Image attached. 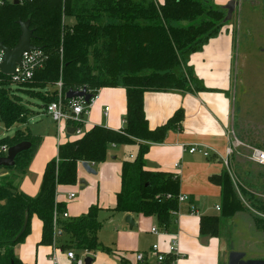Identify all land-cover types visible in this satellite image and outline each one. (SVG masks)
Returning a JSON list of instances; mask_svg holds the SVG:
<instances>
[{"label":"trees","instance_id":"obj_1","mask_svg":"<svg viewBox=\"0 0 264 264\" xmlns=\"http://www.w3.org/2000/svg\"><path fill=\"white\" fill-rule=\"evenodd\" d=\"M225 17L226 10L213 0H20L0 6V42L13 47L20 35L19 22L28 20L31 43L47 56L29 81L17 85L38 90L33 92L45 107L57 100V93L55 88L49 98L44 90L55 87L58 81L63 92L85 87L91 95L100 88L121 87L125 89L126 106L122 128L94 125L59 144L57 156L45 164L39 191L33 197L19 191L15 183L33 156L31 132L16 129L0 138V148L31 142L29 149L15 157L13 166L4 167L13 173L0 185V264H21L13 248L29 233L32 215L42 222L40 244L55 241L63 250L112 252L98 241L102 227L98 206H89L79 216L58 218L56 224L53 216L55 211L65 210V205L55 200L57 186L75 184L78 163H103L114 145L137 144L138 148L134 156L122 161L120 190L110 210L155 216L160 229L170 230L180 211L179 179L171 172L146 167L145 154L151 143L163 142L169 130L182 127L183 110L177 109L164 124L151 129L143 95L147 91L208 90L200 85L188 58L219 33ZM11 85V76L0 72V123L6 128L25 124L30 113ZM67 101L63 97V102ZM210 180L220 186V210L218 214L200 215L199 230L202 235L218 237L222 226L245 209L237 189L245 190L227 168ZM25 218V231L15 240ZM173 260L174 256L167 254L162 264H174ZM119 262L129 264L121 256Z\"/></svg>","mask_w":264,"mask_h":264},{"label":"crops","instance_id":"obj_2","mask_svg":"<svg viewBox=\"0 0 264 264\" xmlns=\"http://www.w3.org/2000/svg\"><path fill=\"white\" fill-rule=\"evenodd\" d=\"M156 1L163 2V0ZM227 1L229 0H213L218 6H222ZM249 48L239 50V46L237 48L235 45L231 28L225 25L215 37L210 38L200 50L192 53L188 58V65L193 69L195 77L200 85L208 90L192 93L182 90L144 93L143 108L151 129L164 124L177 109L183 110L182 127L169 130L163 142L151 143L145 159L156 165L146 167L175 174L179 179V194L187 195L188 199L180 203V211L170 230L165 233L153 234L151 232V228L158 224L155 216L128 213L136 222L135 226L130 227L125 222V216L128 214L122 213L125 223H122L123 226L119 233L128 241L117 240L115 246H107L112 252L107 254L101 251L99 255L103 257L102 260H98L100 264L109 259L107 257L110 255L116 258V262L120 261L121 256L127 259L129 264H139L135 261L133 253H148L151 247L145 250L140 247L136 248L141 240L140 224L145 221L151 224L150 233L159 235L156 241L160 243L162 251H169L174 242L177 251L174 264H220L222 238L202 235L199 230L200 215L219 213L215 206H220V186L213 183L210 177L227 168L225 165L227 159L233 177L243 190L246 189V186L241 185L240 182L243 178L251 179L255 185L264 184V175L261 173L264 171V166L251 160L248 161L244 156L250 147L264 148V94L261 81L263 66L258 60L248 61L251 55ZM262 52H264L262 48L258 50V53ZM252 72L255 77H251ZM107 88L110 89H104L102 97H100L101 89L97 90L96 97L91 104L98 109L99 114L102 113V116L93 119L89 115L90 111L87 110L83 125L84 131L94 125H103L114 130L124 126L125 89ZM105 106L109 108L106 114H104ZM26 123L16 129L28 128L31 132ZM68 127H70L69 124L63 122L61 131L58 132L54 123L52 127L54 132L51 133L48 128L42 137L32 135L35 139L33 156L24 174L20 178H15L19 191L30 197L37 195L45 164L57 156L58 145L78 137L74 132L69 133ZM236 141L240 144L235 145ZM194 145L197 150L189 152L188 149ZM229 147H233L234 151L228 156ZM137 148V144L110 146L107 159L103 163L91 164L95 169V174L86 172L81 162L78 163L77 182L73 185H58L55 195L56 202L65 205L69 218L86 213L91 205H96L99 209L110 210L104 201L110 203L112 200L113 206L115 205L116 194L120 190L122 161L134 156ZM203 149L209 151V156H203ZM121 154L122 160L114 162ZM250 165H252L251 168H249ZM7 174L11 175L10 171H0V175ZM110 175L115 177L114 182L116 181L115 187L107 190L110 196H104V193L102 196L100 192L96 197L87 195L86 186L93 184V176H99L101 181L102 179L108 181ZM81 179L85 181V184L79 183ZM78 183L80 184L78 199L73 198L67 202V193L73 192L72 190L77 188ZM190 206L194 208L195 213L189 212ZM238 213L241 212H236L231 218L234 224L239 216ZM158 228L160 229L159 226ZM41 230L42 222L34 215L30 221L29 233L13 248L14 255L21 264H51L49 259L51 253L48 256L49 260L47 259V253H49L47 248L51 250V246L39 243ZM205 236L207 238L204 239ZM58 252L56 251V255L62 262L63 255H59ZM96 252L97 250L91 252L95 258ZM147 262L155 264V259L148 256Z\"/></svg>","mask_w":264,"mask_h":264},{"label":"rangeland","instance_id":"obj_3","mask_svg":"<svg viewBox=\"0 0 264 264\" xmlns=\"http://www.w3.org/2000/svg\"><path fill=\"white\" fill-rule=\"evenodd\" d=\"M229 1L224 3L222 5V8L225 9V6L229 4ZM236 2L237 5L235 6L232 17L229 20H226L223 26L227 25L231 28L234 34L235 45L237 46V48L239 46V50L248 49V47H250L249 51L251 55L248 61H260L261 65L263 66L261 81L264 94V52L258 53V50L260 51L261 48L264 50V0H236ZM66 21L71 22V20L68 19H66ZM253 54L255 55L253 56ZM253 73L254 72H252L251 77H255ZM19 86L20 85L12 84L11 90L15 93L16 97L20 99V102L30 110L26 124L29 126L32 135L34 137H42L45 134V130L48 128L50 129L51 133L54 132V130H52V127H54V122L46 113L44 102L33 92L38 90L34 89L33 87L24 88L22 86ZM100 89V97H102L103 93L105 92L104 89L110 88ZM54 91V86H47V88L44 90V94L50 98L51 95L54 94ZM55 92L57 93V90ZM87 110L90 111L89 115H91L93 119L99 118L100 115L102 116V113L99 114V111L95 106H91ZM87 113L83 115L82 120L86 118ZM84 123L85 121L83 122V125ZM20 127L21 124H15L12 127L6 128L2 123H0V138L6 135L13 134L14 130ZM263 149L264 148L262 147L261 150ZM128 152L126 151V156L128 155ZM249 153L250 148L244 154L245 158L248 161ZM121 156L122 154L118 158H116L114 162H120L122 160ZM251 166L252 165H250L249 168H251ZM2 169H0V171H10V173H13V171L9 169ZM14 172L16 174L18 173L17 171ZM263 172L261 173L264 175ZM114 178L115 177L110 175L108 181H105L103 179L101 181L99 176H93V184H88V186H86V191L88 192L87 195H93V197H96L98 192H100L102 193V196L103 193L104 196H110V193L107 190H112L113 187H115L116 181L114 182ZM240 182L241 185L246 186L245 193L239 192V190L237 191V194L242 201L245 209L241 210V213H238L239 216L237 215L238 218L234 221L235 224L231 220L230 224L225 223L221 228L220 237L222 238V250L220 256V264H227L228 253L231 250L243 251L245 253V258L247 259H264V184L255 185V182L247 178L240 179ZM77 185V188H74L72 190L76 196L74 197V199H78L79 197L80 184L78 183ZM104 189L105 191L103 192ZM66 199L67 202L71 201L68 198ZM104 202L108 204V208L111 209L113 207L112 200L110 201V203H108L109 201ZM33 216L34 215H32V217ZM98 219L102 223V227L98 231L97 236L98 241L103 246H115L117 240L128 241L127 238H123L119 233L123 226L122 223H125L121 212L102 208L98 212ZM154 226L158 227L159 225L155 224ZM150 227L151 224H149L148 221L140 224L141 240L140 245H137L136 247L137 249H139L140 247L144 248L143 250H145V248H149L152 244H157L161 249L160 243L156 241V237H158L159 235H152L150 233ZM60 249L63 250V248L61 247ZM47 251L49 252L47 253L48 259L49 254L52 253V249L50 250L49 248H47ZM100 252V250H97L96 258L94 259L92 264H100V261L98 260H102L103 257L99 255L101 254ZM58 254L60 255L62 254V252L59 250ZM107 258L106 259L108 260V262L107 260H105L102 264H120V262H116V258L112 255L108 256Z\"/></svg>","mask_w":264,"mask_h":264},{"label":"built area","instance_id":"obj_4","mask_svg":"<svg viewBox=\"0 0 264 264\" xmlns=\"http://www.w3.org/2000/svg\"><path fill=\"white\" fill-rule=\"evenodd\" d=\"M20 1V0H18ZM13 3V0H0V6L5 3ZM47 56L41 51V50H30L27 52H24L22 55V60L20 64L16 65L15 72L10 75L11 76V82L12 84H21L29 81L33 77V73L36 69L40 68L43 65V62L45 61ZM2 58V51H0V61ZM55 88L57 90V100L52 101L46 106V113L51 117L53 122L56 125L57 131H61V124L63 122L68 123V121H73L76 123H80V126L73 127L72 125L69 126L74 128V133L76 135H82L84 133L83 130V115L87 113V109L91 106L93 103L97 91L95 94L91 95L88 102H86L83 98H71L68 99L67 102H63V97H65V92L62 91V83L61 81L56 82ZM89 92V91H88ZM87 92V93H88ZM90 93V92H89ZM108 107H104V114L108 111ZM65 130V129H64ZM240 143L238 141L235 142V145H239ZM8 147L1 146V151L5 155L6 150ZM197 150V147L194 145L188 149L189 152H195ZM233 147H229L227 149V155H231L233 153ZM203 156L207 157L209 156V151L207 149L202 150ZM132 157V156H131ZM249 160L257 163L258 165L264 166V150L250 147V153L248 156ZM225 165L230 173V175L233 178V173L229 168V164L227 159L225 160ZM75 197L74 192H70L67 195V198L69 200H72ZM188 199L187 195L179 194L178 195V202L179 204L186 201ZM215 209L217 211L220 210V206H215ZM190 213H195V210L192 206H190ZM54 223L56 224V221L58 218H69L68 213L64 210L62 212H54ZM56 231V226H55ZM151 232L153 234H159L160 232H167L162 229H159L158 227L153 226L151 228ZM52 248V253L49 256V259L51 261V264H84V259L86 257V254L89 253V251L85 249H65L62 250L60 247L53 241L52 244H50ZM60 250L63 255V261L61 262L59 257L56 255V251ZM176 246L174 242H172L171 247L169 251H162L160 250L159 246L157 244H152L150 247V251L148 253L144 252H135L133 253L134 259L139 264H145L147 263L148 256H151L155 259V264H162L166 255L170 254L174 256L173 263L176 259ZM91 253V252H90Z\"/></svg>","mask_w":264,"mask_h":264},{"label":"water","instance_id":"obj_5","mask_svg":"<svg viewBox=\"0 0 264 264\" xmlns=\"http://www.w3.org/2000/svg\"><path fill=\"white\" fill-rule=\"evenodd\" d=\"M18 0H13L14 4H17ZM236 5V1L232 0L229 1V4L225 6L226 9V17L225 20H229L232 16V13L234 11V7ZM20 35L18 38L17 43L13 47H7L0 42V51H2V58L0 61V72L5 75H12L15 72V68L17 64L21 63L22 55L24 52L30 51V50H40V47H37L31 43V38L33 36L32 30L29 28V21H20ZM83 98L86 102L89 101L91 94L87 93L86 88L82 89H68L65 92V98L71 99V98ZM67 131L69 133L74 132L73 127H68ZM31 146V142L24 140L20 141L12 146H9L6 150L5 155H0V167H10L13 166L15 163V157L22 151H25L29 149ZM148 167H155V163L146 162ZM82 167L84 170L88 173L95 174V169L91 166V164L88 161H82L81 162ZM10 179V175H0V185H4L8 182ZM81 184H85V181L81 179L79 181ZM125 222L129 224L130 227H133L136 225V222L133 220L132 215H126L125 216ZM27 225V218L24 219L22 228L15 236V240L18 239L23 232L25 231ZM207 238V236L204 237V239ZM95 256L93 253H87L86 257L84 259V264H92L94 261ZM13 264V263H12ZM227 264H264V259H254V258H245V253L243 251L238 250H231L228 253L227 257Z\"/></svg>","mask_w":264,"mask_h":264},{"label":"flooded vegetation","instance_id":"obj_6","mask_svg":"<svg viewBox=\"0 0 264 264\" xmlns=\"http://www.w3.org/2000/svg\"><path fill=\"white\" fill-rule=\"evenodd\" d=\"M247 259V258H246Z\"/></svg>","mask_w":264,"mask_h":264}]
</instances>
